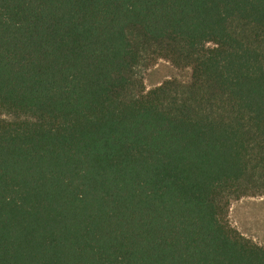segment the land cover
I'll list each match as a JSON object with an SVG mask.
<instances>
[{"label": "trees", "instance_id": "trees-1", "mask_svg": "<svg viewBox=\"0 0 264 264\" xmlns=\"http://www.w3.org/2000/svg\"><path fill=\"white\" fill-rule=\"evenodd\" d=\"M0 113V264H264V0H0Z\"/></svg>", "mask_w": 264, "mask_h": 264}, {"label": "rangeland", "instance_id": "rangeland-1", "mask_svg": "<svg viewBox=\"0 0 264 264\" xmlns=\"http://www.w3.org/2000/svg\"><path fill=\"white\" fill-rule=\"evenodd\" d=\"M190 77V68H177L162 59L142 71L146 90L152 89L166 80L188 83ZM1 119L8 120L10 117L0 113ZM228 222L244 237L264 247V195L245 196L231 200L228 208Z\"/></svg>", "mask_w": 264, "mask_h": 264}]
</instances>
